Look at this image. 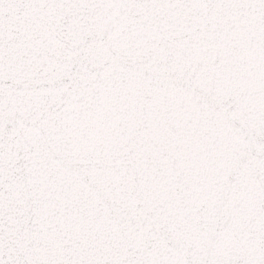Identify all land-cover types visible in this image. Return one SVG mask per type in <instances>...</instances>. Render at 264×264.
<instances>
[{
	"label": "snow or ice",
	"instance_id": "snow-or-ice-1",
	"mask_svg": "<svg viewBox=\"0 0 264 264\" xmlns=\"http://www.w3.org/2000/svg\"><path fill=\"white\" fill-rule=\"evenodd\" d=\"M0 264H264V0H0Z\"/></svg>",
	"mask_w": 264,
	"mask_h": 264
}]
</instances>
